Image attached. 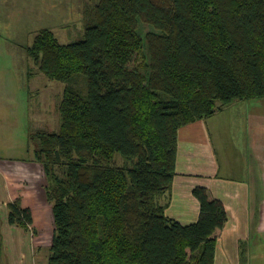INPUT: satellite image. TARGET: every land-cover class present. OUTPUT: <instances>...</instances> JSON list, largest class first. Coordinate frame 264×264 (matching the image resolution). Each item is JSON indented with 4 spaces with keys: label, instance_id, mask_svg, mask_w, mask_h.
<instances>
[{
    "label": "trees",
    "instance_id": "16d2710c",
    "mask_svg": "<svg viewBox=\"0 0 264 264\" xmlns=\"http://www.w3.org/2000/svg\"><path fill=\"white\" fill-rule=\"evenodd\" d=\"M92 1L81 39L42 29L28 47L65 84L59 129L34 147L54 224L47 264H214L223 203L194 187L199 216L184 224L161 200L182 126L264 99V0ZM7 208L9 223L32 224L20 199Z\"/></svg>",
    "mask_w": 264,
    "mask_h": 264
},
{
    "label": "rangeland",
    "instance_id": "374dc122",
    "mask_svg": "<svg viewBox=\"0 0 264 264\" xmlns=\"http://www.w3.org/2000/svg\"><path fill=\"white\" fill-rule=\"evenodd\" d=\"M94 5L92 0H0L1 177L12 167H27L23 164L25 158H17L19 153L27 154L37 145L38 132L57 131L60 125L59 105L65 84L42 74L28 47L42 29L51 30L61 43L81 39L85 26L94 18ZM73 87L85 91L84 77L78 75ZM241 112L234 101L203 120H241ZM223 148L231 166H237L236 133L227 135ZM17 198L21 201L16 197L9 202ZM45 199L48 202L46 194ZM9 202L0 203V264H47L54 233L51 212L41 221V229L40 223L24 228L8 222ZM230 224L227 236L217 246L218 263L226 261L227 256L231 259L229 264H264V250L257 247L258 237H237L240 229L237 231ZM230 246L234 250L225 253V247Z\"/></svg>",
    "mask_w": 264,
    "mask_h": 264
},
{
    "label": "crops",
    "instance_id": "0c3cea01",
    "mask_svg": "<svg viewBox=\"0 0 264 264\" xmlns=\"http://www.w3.org/2000/svg\"><path fill=\"white\" fill-rule=\"evenodd\" d=\"M237 110L242 111L241 120L201 119L178 130L175 175L170 192L161 201L167 216L184 224L194 222L199 203L192 190L203 186L211 199L223 203L227 213L225 225L215 232L217 246L227 236L226 229L231 223V227L240 229L237 237L256 235L257 247L264 250V99L237 101ZM232 133L237 134L235 167L231 166L223 148L227 135ZM34 150V147L29 149L27 154L21 151L17 157L25 158L23 164L27 167H12L2 172L0 203L21 198L22 206L31 209V225L36 227L40 223L41 229V221L48 217L51 205L45 199L43 169ZM240 165L243 166L239 168ZM225 250L229 253L234 248L225 247ZM218 257L216 247L214 264H220ZM230 261L226 256L221 264Z\"/></svg>",
    "mask_w": 264,
    "mask_h": 264
}]
</instances>
